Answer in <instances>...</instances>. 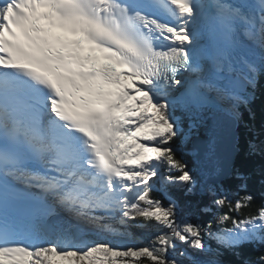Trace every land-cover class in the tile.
Returning <instances> with one entry per match:
<instances>
[{
	"label": "snow or ice",
	"instance_id": "6c2138e0",
	"mask_svg": "<svg viewBox=\"0 0 264 264\" xmlns=\"http://www.w3.org/2000/svg\"><path fill=\"white\" fill-rule=\"evenodd\" d=\"M261 79L264 0H0V264H222L221 249L264 246L251 174L198 180L180 151L222 116L264 160ZM172 189L207 197L191 206L209 218ZM131 227L145 243L96 238Z\"/></svg>",
	"mask_w": 264,
	"mask_h": 264
},
{
	"label": "trees",
	"instance_id": "16d2710c",
	"mask_svg": "<svg viewBox=\"0 0 264 264\" xmlns=\"http://www.w3.org/2000/svg\"><path fill=\"white\" fill-rule=\"evenodd\" d=\"M259 89L263 91L264 89V79H261L260 84L258 86ZM264 93L261 92V97ZM257 96V95H256ZM264 97V96H263ZM260 101L258 99V96L256 100L253 102L252 105V113L254 115H264L261 110H260ZM248 120V118H246ZM254 123L251 121V124ZM252 126V125H251ZM202 127H199L197 129H194L192 134H195L198 132L199 134L203 135L202 132H204V129ZM239 132V137H238V154L235 159L234 165L236 167L241 168L243 171H246L251 174V179L248 183V191H250L256 198V202L252 205L250 209H246L245 212H254L256 207L260 205L262 201H264V184L261 183V174L260 170L262 166H264V162L262 163V166H259L258 159L255 157L248 156L246 153L245 149V144L246 141L250 138L249 132L247 128L244 126H241L239 129H237ZM181 151L183 152V158L187 161L189 168L194 170V165L192 163V159H190V145L189 143L186 145V147L182 148ZM257 160V161H256ZM239 184L238 180L235 179H226L224 181V187L229 189L230 191H235L237 186ZM154 197L157 198H163L162 193H152ZM172 195L180 201V203L184 206V212L186 215H193V219H208L209 217L206 214H201L199 213L194 207H192V204H195L199 202L200 204L206 203L207 202V197L201 198L199 196L197 197H185L183 195V192L179 189H172ZM166 202V200H165ZM132 228V227H131ZM154 231V230H152ZM131 235L134 238H137L140 240L137 242L138 244H143L146 242L147 237L150 235V231H143V232H136L135 230L130 232ZM241 256L238 258L235 255H233L231 252L227 250H223V253H225L228 256V260L230 261L231 264H242V260L244 259H254L256 256H258L261 253H264V246L257 248H254L252 245H246L239 249ZM144 264H147V261L144 262Z\"/></svg>",
	"mask_w": 264,
	"mask_h": 264
},
{
	"label": "water",
	"instance_id": "95a60500",
	"mask_svg": "<svg viewBox=\"0 0 264 264\" xmlns=\"http://www.w3.org/2000/svg\"><path fill=\"white\" fill-rule=\"evenodd\" d=\"M208 126L213 128L217 135V150L215 156L209 157L204 152L203 144L208 135L206 129L204 130V136L196 134L190 140V159L194 163L198 180L206 179L203 174L210 172L217 165L225 168L234 165L238 152L237 147H234V142H237V132L230 126L227 119H224L222 116L218 120L210 119Z\"/></svg>",
	"mask_w": 264,
	"mask_h": 264
},
{
	"label": "rangeland",
	"instance_id": "374dc122",
	"mask_svg": "<svg viewBox=\"0 0 264 264\" xmlns=\"http://www.w3.org/2000/svg\"><path fill=\"white\" fill-rule=\"evenodd\" d=\"M248 118V115L247 113H245V119ZM257 124L256 120L254 119V123H252L251 125L255 126ZM202 127V126H201ZM98 238V237H97ZM98 239H105V240H112L113 242H116V243H119L121 245H124V244H134L130 241H125V240H122L120 239V237H113V236H109V235H103L102 238H98Z\"/></svg>",
	"mask_w": 264,
	"mask_h": 264
},
{
	"label": "bare ground",
	"instance_id": "6f19581e",
	"mask_svg": "<svg viewBox=\"0 0 264 264\" xmlns=\"http://www.w3.org/2000/svg\"><path fill=\"white\" fill-rule=\"evenodd\" d=\"M251 121H253V118H252V120ZM209 127V126H208ZM190 153H191V151H190ZM192 163H193V161H192ZM193 165H194V163H193ZM194 170H195V167H194Z\"/></svg>",
	"mask_w": 264,
	"mask_h": 264
}]
</instances>
